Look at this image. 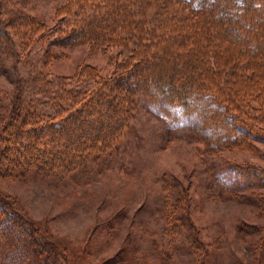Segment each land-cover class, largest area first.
Instances as JSON below:
<instances>
[{"label":"trees","instance_id":"1","mask_svg":"<svg viewBox=\"0 0 264 264\" xmlns=\"http://www.w3.org/2000/svg\"><path fill=\"white\" fill-rule=\"evenodd\" d=\"M75 10L79 20L43 43L45 61L57 58L52 47L132 43L134 51L109 75L87 65L72 77L35 70L29 79L23 52L50 36L41 22L0 0V37L17 46L11 59L19 75L0 132V166L71 177L115 151L142 98L171 117V131L193 134L206 155L240 149L264 159L255 147L264 145V0H86ZM212 182L215 197L264 205V196L242 194L264 188L262 168L237 167L230 180L217 174ZM185 212L178 204L164 209L168 254L180 244L202 245ZM0 264L70 263L33 221L0 199Z\"/></svg>","mask_w":264,"mask_h":264},{"label":"rangeland","instance_id":"2","mask_svg":"<svg viewBox=\"0 0 264 264\" xmlns=\"http://www.w3.org/2000/svg\"><path fill=\"white\" fill-rule=\"evenodd\" d=\"M6 2L41 22L40 30L50 36L22 51L29 79L35 70L72 77L87 65L109 75L134 51L132 43L128 49L124 43L52 47L57 58L45 61L49 45L43 43L57 39L69 20H79L75 6L86 0ZM65 13L72 18L62 20ZM16 47L0 37V132L19 79L13 70L17 59H11ZM26 93L32 100V91ZM171 128V117L158 104L139 99L131 128L113 153L89 161L71 177L23 174L0 166V199L33 221L70 264H264V205L226 201L210 190L215 175L230 180L237 167L264 169V159L240 149L206 155L193 134ZM255 147L264 150V145ZM253 193L264 196V188L242 192ZM176 204L186 211L202 245L189 249L180 244L168 254L172 244L164 209Z\"/></svg>","mask_w":264,"mask_h":264}]
</instances>
